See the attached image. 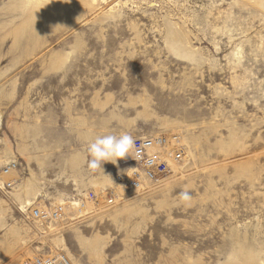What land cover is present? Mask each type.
Segmentation results:
<instances>
[{
  "label": "rangeland",
  "instance_id": "1",
  "mask_svg": "<svg viewBox=\"0 0 264 264\" xmlns=\"http://www.w3.org/2000/svg\"><path fill=\"white\" fill-rule=\"evenodd\" d=\"M90 1L34 19L32 1L0 0V264L56 251L72 264H237L239 247L264 264V0ZM89 123L180 133L185 157L119 190L121 160L103 173L88 153L68 162ZM58 203L59 221H32L29 206Z\"/></svg>",
  "mask_w": 264,
  "mask_h": 264
},
{
  "label": "built area",
  "instance_id": "2",
  "mask_svg": "<svg viewBox=\"0 0 264 264\" xmlns=\"http://www.w3.org/2000/svg\"><path fill=\"white\" fill-rule=\"evenodd\" d=\"M137 147L147 139L153 143V151L146 153V158L153 159L155 165L152 168H144L143 162H137L131 157L122 159L124 170L116 176V183L121 188L128 190L142 189L148 184L156 183L173 173L174 166L181 162L186 153V145L180 133H162L149 136L134 137ZM170 162L174 163L173 167ZM16 168V163H10L4 167L2 172L10 174L11 169ZM14 178H10L2 183L1 189L11 188ZM99 194L90 193L89 198L97 200ZM78 203L83 204L82 200ZM32 221L39 223H51L60 220L65 211V204H56L52 207L29 206ZM26 264H72L70 258L63 251L51 252L48 254H36L31 257Z\"/></svg>",
  "mask_w": 264,
  "mask_h": 264
},
{
  "label": "clouds",
  "instance_id": "3",
  "mask_svg": "<svg viewBox=\"0 0 264 264\" xmlns=\"http://www.w3.org/2000/svg\"><path fill=\"white\" fill-rule=\"evenodd\" d=\"M153 151V143L145 139L140 147H137L136 140L128 133L120 134H104L97 136L87 146V152L90 159L85 162L88 168L92 170H100L103 173L102 165L110 162L118 165V161L131 157L137 162H143L144 168H152L155 165L153 159L146 158V153ZM180 198L185 201H191L190 193L185 190L180 193Z\"/></svg>",
  "mask_w": 264,
  "mask_h": 264
},
{
  "label": "bare ground",
  "instance_id": "4",
  "mask_svg": "<svg viewBox=\"0 0 264 264\" xmlns=\"http://www.w3.org/2000/svg\"><path fill=\"white\" fill-rule=\"evenodd\" d=\"M29 1H32V8H33V10H34V13H33V17L32 18H36L37 19V16H39V14L41 13V12H50L51 14H49V15H54V16H59V14L58 13H60V11L59 10H61L62 12H64L65 11V8L63 9V8H61L60 6V8L58 7V9L55 11V9H52V8H54L57 4H58V0H29ZM82 2H84L85 4L87 3L88 5H90L91 7H93V5H94V3H92L93 1H90V0H81ZM54 4H56L54 7H53V5ZM59 5V4H58ZM54 11H55V13H54ZM66 12V11H65ZM70 13V12H69ZM66 15V14H65ZM65 17V16H64ZM52 18V17H51ZM58 18V17H57ZM62 17H60V19H61ZM53 19V18H52ZM53 20H55V19H53ZM53 22V21H52ZM59 23V22H58ZM174 36H176L175 34L174 35H172V41H170V43H169V45H170V47L175 51V52H177L178 54H182V55H186V56H190V57H194V54H192V53H189V52H187V51H185V49H183V42H182V40H180L179 38L178 39H174ZM176 38V37H175ZM80 124V123H79ZM85 126V128L84 129H82V130H78L77 131V137H79V141H81L82 142V144H85L84 142H83V140L84 139H87V140H89L88 142H91V140L92 139H95L97 136H100L101 135V133H102V130H104L106 127H105V125L103 124V123H89L88 125H84ZM96 129H98V130H100V131H96ZM36 130V129H35ZM105 132V131H104ZM175 132V131H174ZM103 134V133H102ZM105 134V133H104ZM108 134V133H107ZM83 149L79 152V153H77L76 155H73V156H71L69 159H68V162H69V164L71 165V166H77V165H79L81 162H83V159H84V154L85 153H88L87 152V148H85L84 147V145H83V147H82ZM14 163V162H13ZM174 163H172V162H170V165L173 167L174 165H173ZM177 166H179L178 164H177ZM174 169H177V167L175 168V166H174ZM174 169H173V171H174ZM14 170H16V168H14V169H11V172H10V174L14 171ZM3 173V172H2ZM4 174V173H3ZM106 180V179H105ZM104 180V181H105ZM153 184V183H152ZM118 185V184H117ZM116 187H118V186H116ZM115 187V188H116ZM119 188V190H120V186L118 187ZM146 188V187H145ZM29 190H33V185L32 186H30L29 188H28ZM27 189V190H28ZM112 189V188H111ZM125 189V188H124ZM28 190V191H29ZM116 190V189H115ZM118 190V191H119ZM138 190H140V189H137V191ZM142 190V189H141ZM111 191H113V190H111ZM123 191V190H122ZM109 192H110V190H109ZM125 192H126V190H125ZM124 192V193H125ZM106 193V192H105ZM104 193V194H105ZM121 193V192H120ZM15 194H16V192H15ZM103 194V195H104ZM108 194V193H107ZM112 195V194H111ZM16 196V195H15ZM108 196V195H107ZM121 196V195H120ZM115 197H116V195H115ZM16 198V197H15ZM117 199V198H116ZM92 200V199H91ZM101 202V201H100ZM31 204V202L29 201V200H25L24 201V206H26V205H30ZM32 205V204H31ZM71 205H73V207H75L76 208V205H78V203H75V202H73V203H71ZM100 205V204H99ZM22 209H24V207L22 208ZM77 211L78 212H83L84 211V208H79V207H77ZM59 221V220H58ZM49 225L50 224H52V223H48ZM237 244V243H236ZM235 245V244H234ZM236 247V246H235ZM243 247V246H242ZM236 249H238L237 247H236ZM256 255L254 254V252H247L246 250H243V248H241V247H239V249L238 250H236L235 252H233V254L232 255H230L229 257H232V258H234V260H236V262H237V264H254L253 262H254V258H256L255 257ZM71 260V259H70ZM17 262H18V259H16L15 260V264H17Z\"/></svg>",
  "mask_w": 264,
  "mask_h": 264
}]
</instances>
